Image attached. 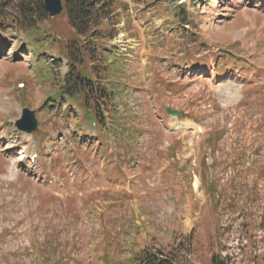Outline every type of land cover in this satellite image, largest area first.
Returning a JSON list of instances; mask_svg holds the SVG:
<instances>
[{"label": "rangeland", "instance_id": "rangeland-1", "mask_svg": "<svg viewBox=\"0 0 264 264\" xmlns=\"http://www.w3.org/2000/svg\"><path fill=\"white\" fill-rule=\"evenodd\" d=\"M112 3L115 37L80 40L124 64L107 90L121 126L99 139L57 94L65 12L34 33L0 0V264H134L142 251L264 264V0ZM24 108L30 135L15 127Z\"/></svg>", "mask_w": 264, "mask_h": 264}, {"label": "trees", "instance_id": "trees-1", "mask_svg": "<svg viewBox=\"0 0 264 264\" xmlns=\"http://www.w3.org/2000/svg\"><path fill=\"white\" fill-rule=\"evenodd\" d=\"M15 1L18 15L23 20L24 26L21 28L23 30L30 29L34 33L38 32L39 23L48 19L43 0ZM62 1L67 25L72 30V35L60 46V52L66 61V74L57 94L59 98L65 97L66 101L69 100L71 106L75 105L82 110L81 115H83L85 123L90 117L93 118L98 127V138L101 139L107 121L112 120L109 131L116 130V125L121 126L119 124L120 119L115 117L113 112L107 111V105L111 101L109 95L112 93L109 94L107 90L112 87L117 91V86L120 84L116 82L114 74L111 75L110 68L113 67L114 73H116L124 67V64L122 61L117 62L116 59L107 65L108 57L104 55L106 49L97 43L82 44L80 40L81 38L85 40L98 38V41H101L102 39L111 40L115 37L114 34H111V30L109 31L114 15L113 3L112 0ZM93 61L98 62L89 68ZM104 64L106 66H103ZM104 80L106 82H103ZM53 100L57 103L56 99ZM104 111L109 114L108 120L105 118ZM157 253L159 255L154 256L142 251L134 256L132 261L134 264H175V256L171 252L158 251ZM233 258L227 254L225 257H221V262H219L220 264H233ZM217 259L218 257L212 258L211 263L216 264Z\"/></svg>", "mask_w": 264, "mask_h": 264}, {"label": "water", "instance_id": "water-1", "mask_svg": "<svg viewBox=\"0 0 264 264\" xmlns=\"http://www.w3.org/2000/svg\"><path fill=\"white\" fill-rule=\"evenodd\" d=\"M44 8L48 13L49 18H56L63 11L62 0H43ZM167 113L171 116H181V113L167 109ZM20 131L30 134L37 129V120L35 112L29 109H24L21 118L15 124Z\"/></svg>", "mask_w": 264, "mask_h": 264}, {"label": "bare ground", "instance_id": "bare-ground-1", "mask_svg": "<svg viewBox=\"0 0 264 264\" xmlns=\"http://www.w3.org/2000/svg\"><path fill=\"white\" fill-rule=\"evenodd\" d=\"M196 186H197V182L194 183V187H196Z\"/></svg>", "mask_w": 264, "mask_h": 264}]
</instances>
